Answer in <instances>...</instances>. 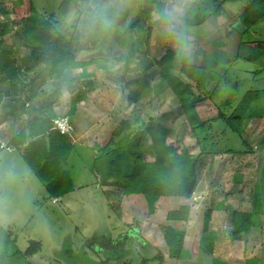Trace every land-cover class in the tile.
I'll return each mask as SVG.
<instances>
[{"label": "rangeland", "instance_id": "1", "mask_svg": "<svg viewBox=\"0 0 264 264\" xmlns=\"http://www.w3.org/2000/svg\"><path fill=\"white\" fill-rule=\"evenodd\" d=\"M116 1L120 7L110 18L108 10ZM183 2L177 7L171 0H0L2 41L12 48L14 58L19 61L28 53L21 45L20 33L26 17L34 15L31 7L35 6L45 14L55 11L67 35L74 29L80 32L77 59L85 64L72 73L91 85L88 99L78 104L77 111L71 115L72 95L84 86L74 82L72 94L65 84L58 94L52 80L37 87L40 79L35 74L29 71L23 76L25 83H33V90L20 92L15 106L19 107L30 98L31 102L26 105L28 111L33 103L35 106L46 101L53 104L52 117L71 116L74 126L71 139L75 144L67 169L75 189L60 200H50L21 154L15 149L13 152L0 149V240L3 238L6 242L5 245L0 241V264H144L145 260H149L147 264H158L153 260L158 252L167 254L165 226L192 235L200 228H196L195 220L203 224L204 211L213 209L221 200L231 206L226 210V216L241 208L251 210L254 187L264 186V149L258 144V139L264 136V118L248 122L244 129L243 139L254 153H249L243 139L216 119L222 110L229 116L246 92L264 89V52L255 57V62L241 59L233 62L226 83L231 85L238 81L241 92L231 110L223 108L228 90L197 105L202 121H214L202 132L210 137L209 143L214 148L213 153L202 158L200 179L191 199L199 209L188 222L166 220L168 211L184 201L165 198L158 212L150 215L148 197L140 195L132 202L131 196H123L121 189L103 187L92 171L100 150L97 148L101 147L97 139L100 131L102 139L108 138L106 129L112 128L109 129L110 138L119 123L134 115L139 119L137 128L142 129L151 116H161L177 106L175 96L156 74V62L168 49H176L179 42L177 27L184 15L190 13L193 17L212 12L215 4L214 0ZM166 14L170 15L169 22L164 17ZM228 26L225 14L193 30L187 51L194 55L205 54L200 63L206 65H211L220 51L235 59L238 37H233L230 46L225 33ZM254 30L245 36V41L264 40V21H260ZM216 31L217 36L213 38ZM147 66L152 67L150 71L154 73L148 77L151 93L131 102L130 94L136 85L139 86L135 79ZM252 73L257 74L253 77ZM5 75L0 74V138L9 144L10 139L26 126L31 114L18 111L16 118L5 119V105L11 103V96L7 94L9 80ZM178 75L191 83L184 75ZM122 77L124 80H119ZM51 93L54 96H50ZM168 125L172 130L169 144L181 148L180 141L183 140L188 151L194 155L200 153L202 143L193 135L184 115L176 113ZM228 149L236 152L228 154ZM217 220H220L215 226L220 244L209 247L208 257L190 258L187 254L186 261L178 264H245V260L246 264H264V215L255 218V225L246 237L248 240L231 237L233 228L227 217L224 223L222 218ZM137 226L145 241L139 237ZM32 241L40 242L42 250L27 257L25 252ZM14 251H20L19 255H14Z\"/></svg>", "mask_w": 264, "mask_h": 264}, {"label": "trees", "instance_id": "2", "mask_svg": "<svg viewBox=\"0 0 264 264\" xmlns=\"http://www.w3.org/2000/svg\"><path fill=\"white\" fill-rule=\"evenodd\" d=\"M171 1L177 7L184 3L183 0ZM214 1L212 12L199 13L193 17L187 13L181 18V24L177 27L179 42L176 49H168L156 62L158 68L156 74L163 86L175 96L177 106L161 116H151L142 129L137 128L139 119L136 115L128 121L119 123L110 139L99 150L92 165V171L97 178H100L103 187L121 189L123 196L148 197L150 215L158 212L165 198L184 201V204H175L167 213L166 220L174 223L190 220L191 199L200 179V170L204 161L202 158L213 153L214 148L209 143L210 137L202 133L206 126L212 125L214 121H202L196 110L197 105L209 99L213 100L224 90H228L230 92L223 108L231 110L233 102L241 92L238 81L231 85L226 83L233 62L240 59L255 62L257 60L255 57L264 52V40L245 41V36L256 31L254 29L259 22L264 21V0ZM119 7L116 1L115 5L109 8L108 16L111 18ZM31 11L34 15L26 17L25 26L20 33L21 45L28 50V53L22 55L19 61L12 56V48L2 41L3 32L0 25V74H6L9 80L7 94L11 96V103L4 108L5 119L16 118L20 111L31 114L26 126L10 139L8 146L21 154L24 162L44 186L49 199L60 200L75 189V183L67 169L75 143L71 136L62 135L54 129L53 104L43 101L33 106V103L31 110L28 111L26 105L31 99L28 98L18 107L15 106L19 102L16 96L27 89L33 90V81H30L31 85L25 83L23 79L29 71L40 79L37 87L52 80L58 94L65 84L73 94L72 85L77 82V85L84 87L72 95L70 113L74 115L78 104L88 99L91 85L72 73L85 64L77 59L80 50V32L74 29L67 35L62 30L58 13L55 11L45 14L35 6L31 7ZM225 14L229 23L225 33L227 32L229 37L230 46L233 45V37H238L235 59H231L229 53L220 51L211 65L202 64L200 61L204 60L205 54L194 55L187 51L186 46H190L188 38L193 35V30L211 23L213 19H220ZM164 17L169 22L170 15L166 14ZM216 36L217 31L213 38ZM151 68H145L135 79L139 86L136 85L137 88L130 94L131 102H137L143 95L151 93L148 79L149 75L154 74L150 71ZM178 73L184 75L191 83L184 81ZM256 74L252 73L253 77ZM50 96H54V93ZM176 113L185 116L193 135L202 143L199 154L194 155L188 151L183 140L180 141L181 148L168 143L172 132L168 122ZM258 118H264V89L246 92L229 116L222 110L216 120L224 123L236 136L243 139L248 122ZM242 143L249 148V153H254L246 140L243 139ZM258 144L264 149V136L258 139ZM235 152L236 150L233 149L226 151L228 154ZM212 212L213 210H208L205 213V231L209 227ZM262 215H264V186L256 185L252 195V211L249 213L233 211L230 215L233 228L231 236L236 240L246 239L255 225V218ZM132 228L135 229V226ZM137 231L140 233L139 237L144 240L140 227ZM164 239L167 254L160 250L153 260L158 264H178L186 259L187 254L191 256L190 258L193 256L197 258L200 249L206 250L209 236L199 239L185 230L168 225L164 227ZM210 244L212 245V240ZM41 248L40 242L32 241L25 255L33 257L42 250ZM19 252L16 251L14 255H19ZM148 261L145 260L144 264Z\"/></svg>", "mask_w": 264, "mask_h": 264}, {"label": "crops", "instance_id": "3", "mask_svg": "<svg viewBox=\"0 0 264 264\" xmlns=\"http://www.w3.org/2000/svg\"><path fill=\"white\" fill-rule=\"evenodd\" d=\"M109 129H112V128H110V127H108L107 129H106V131H107V133H108V138H104L103 137V139L101 138V134H102V132L100 131V133H99V136L97 137V139H98V141H99V144H98V146H101V147H98L97 148V150H99V149H101L106 143H107V141L110 139L109 138ZM100 140H101V142H100ZM104 140V141H103ZM103 141V142H102ZM0 142H2V143H4V141H2V139L0 138ZM5 144V143H4ZM7 145H8V142L6 143ZM101 144V145H100ZM2 151H5V150H2ZM44 187V186H43ZM45 189V188H44ZM216 193H218V191L216 192ZM254 193V192H253ZM253 195V194H252ZM138 196H140V195H132L130 198H132V199H130V201H132V202H135V199L136 198H138ZM252 197V196H251ZM193 200V199H192ZM191 200V206H192V214H191V218L194 216L193 215V212L194 213H196V210L197 209H199V207H198V205L196 204V203H194L193 201ZM59 202V201H58ZM229 208H231V206L230 205H228V204H226V201L225 200H221V201H219V203L216 205V206H214V208L213 209H210V210H213V212H212V215H211V217H210V221H209V227H208V229L205 231L204 230V221H205V213H206V211H208V210H206V211H204V217H203V224H202V222L201 221H196L195 220V222H196V224H195V226H196V228L197 227H200V228H197L198 229V231L197 232H190V233H192V235L193 236H195V237H197V238H199V239H201V238H203V237H205V236H209V241L207 242V244H206V250H202V249H200L199 251H198V254H197V258L199 257V259L201 258V257H203V256H207L208 255V253H207V251H209L208 249H209V247H211V246H215V247H217L216 245H218V244H220V239L218 238V237H220V235L218 234V231L216 230V228H215V226H217L218 224H219V222H220V220H217V219H220V218H222V222L224 223V221H226V217H227V219L228 220H231V218H230V215L229 216H226V215H228L227 213H226V210H229ZM237 211H239V212H247V213H249V212H251L252 211V207H251V210H245V209H243V208H241V210H237ZM193 215V216H192ZM231 223V222H230ZM0 233H1V231H0ZM232 237V236H231ZM210 240H212V245L210 244ZM246 240H248V238L246 239ZM246 240H244V243L246 242ZM0 241H2V243L3 244H5L6 245V242L4 241V239L2 238V240H0ZM9 242H11V240H9ZM7 246H8V244H7ZM16 247V246H15ZM18 248V247H17ZM264 248V247H263ZM262 248V249H263ZM19 249V248H18ZM17 249V250H18ZM15 252L16 251H14L13 253L15 254ZM250 253V252H249ZM251 253H253V251H251ZM208 257V256H207ZM251 257V256H250ZM250 257H248V258H246V259H249ZM227 262V261H226ZM246 260H245V264H246ZM214 264H216V262H214Z\"/></svg>", "mask_w": 264, "mask_h": 264}, {"label": "built area", "instance_id": "4", "mask_svg": "<svg viewBox=\"0 0 264 264\" xmlns=\"http://www.w3.org/2000/svg\"><path fill=\"white\" fill-rule=\"evenodd\" d=\"M54 129H56L60 134L72 136L74 133V126L71 120V116L63 115V116H56L52 119ZM0 149L7 150L8 152H13L14 149L9 147L8 145L1 143Z\"/></svg>", "mask_w": 264, "mask_h": 264}]
</instances>
